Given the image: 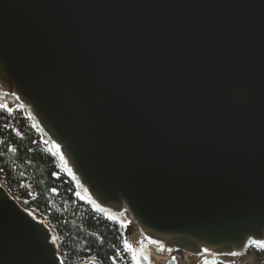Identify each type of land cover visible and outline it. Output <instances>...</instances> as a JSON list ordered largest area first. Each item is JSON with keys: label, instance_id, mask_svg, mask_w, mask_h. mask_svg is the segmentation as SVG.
Returning a JSON list of instances; mask_svg holds the SVG:
<instances>
[{"label": "water", "instance_id": "obj_1", "mask_svg": "<svg viewBox=\"0 0 264 264\" xmlns=\"http://www.w3.org/2000/svg\"><path fill=\"white\" fill-rule=\"evenodd\" d=\"M0 106L134 225L135 264H227L264 239V0H0ZM0 264H63L1 182Z\"/></svg>", "mask_w": 264, "mask_h": 264}, {"label": "trees", "instance_id": "obj_2", "mask_svg": "<svg viewBox=\"0 0 264 264\" xmlns=\"http://www.w3.org/2000/svg\"><path fill=\"white\" fill-rule=\"evenodd\" d=\"M0 182L20 206L47 222L63 264H135L129 221L110 219L80 198L74 181L17 107L0 106ZM251 253L264 264V249L249 245L244 255Z\"/></svg>", "mask_w": 264, "mask_h": 264}, {"label": "built area", "instance_id": "obj_3", "mask_svg": "<svg viewBox=\"0 0 264 264\" xmlns=\"http://www.w3.org/2000/svg\"><path fill=\"white\" fill-rule=\"evenodd\" d=\"M195 257L196 256H192V255L182 253V252H172L168 256V258H166V260L173 258L176 264H192V258H195ZM240 258L241 257H225V258H222V260L226 262L227 264H241Z\"/></svg>", "mask_w": 264, "mask_h": 264}, {"label": "rangeland", "instance_id": "obj_4", "mask_svg": "<svg viewBox=\"0 0 264 264\" xmlns=\"http://www.w3.org/2000/svg\"><path fill=\"white\" fill-rule=\"evenodd\" d=\"M133 232H134V229H133V226H132L131 234L129 236V242H130V244H133V246H134V243H132L130 241V238L133 235ZM200 260H201V257L192 258V264H197ZM240 262H241V264H258L257 261L255 260V257H254L253 253H251L248 256H245V255L241 256Z\"/></svg>", "mask_w": 264, "mask_h": 264}, {"label": "snow or ice", "instance_id": "obj_5", "mask_svg": "<svg viewBox=\"0 0 264 264\" xmlns=\"http://www.w3.org/2000/svg\"><path fill=\"white\" fill-rule=\"evenodd\" d=\"M249 245H255L258 249H264V239H249L248 244L245 245V248ZM130 247V245H128ZM232 256L238 255L237 252H230L229 253ZM147 259V257H145ZM207 264V262H205Z\"/></svg>", "mask_w": 264, "mask_h": 264}, {"label": "bare ground", "instance_id": "obj_6", "mask_svg": "<svg viewBox=\"0 0 264 264\" xmlns=\"http://www.w3.org/2000/svg\"><path fill=\"white\" fill-rule=\"evenodd\" d=\"M133 229H134V232H133V235L131 236L130 238V241L132 243H137L139 240H140V235L139 233L137 232V230L135 229L134 225H133ZM152 253V252H151ZM152 256L155 258L154 254L152 253ZM157 261L162 260L163 258H155ZM164 261H166V259H163Z\"/></svg>", "mask_w": 264, "mask_h": 264}]
</instances>
